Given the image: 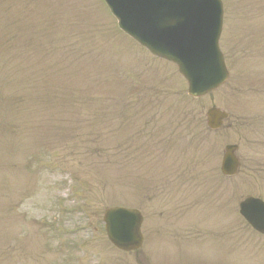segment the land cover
I'll return each instance as SVG.
<instances>
[{
    "label": "rangeland",
    "instance_id": "374dc122",
    "mask_svg": "<svg viewBox=\"0 0 264 264\" xmlns=\"http://www.w3.org/2000/svg\"><path fill=\"white\" fill-rule=\"evenodd\" d=\"M104 6L0 0V264H190V242L192 264L204 243L224 264H264L258 243L236 242L251 234L239 204L264 199V0L227 3L230 77L199 99ZM213 107L230 115L218 131ZM227 145L235 178L220 170ZM117 205L142 213L140 251L108 241L103 212Z\"/></svg>",
    "mask_w": 264,
    "mask_h": 264
},
{
    "label": "water",
    "instance_id": "95a60500",
    "mask_svg": "<svg viewBox=\"0 0 264 264\" xmlns=\"http://www.w3.org/2000/svg\"><path fill=\"white\" fill-rule=\"evenodd\" d=\"M106 1L113 6L114 0ZM131 6L136 17L123 16L119 9L116 12L123 29L153 54L177 62L190 82V95H205L227 79L218 46L222 21L221 5L217 0H133ZM225 117L219 110H209V127L218 129ZM236 150V146L226 147L222 171L227 176L236 174ZM241 213L256 229L264 232V204L261 201L246 200L241 204ZM139 225L137 214L109 213V236L122 250L139 247Z\"/></svg>",
    "mask_w": 264,
    "mask_h": 264
}]
</instances>
